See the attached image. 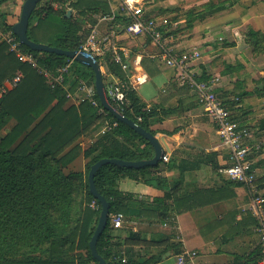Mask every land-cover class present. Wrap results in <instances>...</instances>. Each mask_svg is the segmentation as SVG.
Listing matches in <instances>:
<instances>
[{
	"label": "trees",
	"instance_id": "1",
	"mask_svg": "<svg viewBox=\"0 0 264 264\" xmlns=\"http://www.w3.org/2000/svg\"><path fill=\"white\" fill-rule=\"evenodd\" d=\"M9 1L0 0V6ZM238 2L211 1L200 12L191 10L186 14V27L191 30L196 21L230 10ZM53 3H58L59 8L55 10ZM68 3L69 8L78 11L81 17L111 13L107 3L95 0H46L38 5L31 17L29 38L51 47L78 51L85 39V19L69 17ZM34 18L37 19L35 25L32 24ZM12 28L8 25L7 30L14 34ZM39 33L47 35L46 38H39ZM166 35H175L174 30ZM247 36L256 52L261 51L264 34L250 31ZM23 50L32 51L26 46ZM34 53L40 57V66L51 71L67 62L63 56ZM108 69L115 72L120 80L126 79L125 73L116 65L109 63ZM17 72L23 74L22 82L0 99V132H4L0 137V264H98L92 257L90 241L102 208L90 193V169L102 159L149 160L154 157V149L134 129L119 122L114 131L99 136L84 151L87 160L84 172L69 171V166L81 153L79 145L73 146L74 143L97 125L101 115L89 103L67 107L64 89H52L37 70L21 63L10 52L8 44L1 43L0 85ZM71 76V81L84 79L95 87V73L85 65L75 62ZM73 86L76 87V83ZM129 99L130 108L124 109L123 114L155 135L150 128L154 110L146 108L135 90L129 93ZM107 118L116 120L110 112H107ZM260 127L264 128V121ZM163 164L164 161L156 167L140 170L109 164L96 174V187L110 203L108 225L98 242V252L109 264H148L127 257L126 263L117 260L123 255L111 242V234L115 230L113 218L129 214V207L135 199L134 195L120 191L119 181L124 178L142 180L163 191V196L154 201L160 205L161 214L167 211L168 200L172 193L177 194L189 169L181 165V183L171 189L168 178L162 174ZM224 197L223 190H204L183 195L176 199L174 205L181 213L182 210L212 205ZM261 258L259 250L255 264Z\"/></svg>",
	"mask_w": 264,
	"mask_h": 264
},
{
	"label": "crops",
	"instance_id": "2",
	"mask_svg": "<svg viewBox=\"0 0 264 264\" xmlns=\"http://www.w3.org/2000/svg\"><path fill=\"white\" fill-rule=\"evenodd\" d=\"M24 1L10 0L0 6V44L2 37L10 33L8 25L14 26L19 21ZM95 1L107 3L111 13L117 16L122 14L118 2ZM180 1L186 2L185 7H205L219 0ZM178 2L148 0L146 14L152 17L155 7H175ZM253 3L254 0H239L230 10L196 21L190 35L176 39L178 41L172 39L171 47L179 54L199 51L200 58L191 63L195 76L203 81L219 79L217 92L229 107L232 119L251 131L250 143L260 146L252 159L259 188L264 194V128L260 127L264 121V46L256 52L247 36L250 31L264 34V7H255ZM88 16H100L96 22L99 24L104 15ZM174 22L179 25L183 21ZM85 24L88 21L85 20ZM104 25L109 32L110 24L102 22L101 30ZM118 40L129 52L132 67L137 66L149 77L148 82L135 91L146 108L154 110L150 128L169 158L162 165V174L168 178L171 189L181 183V165L189 170L162 214L154 199L161 198L163 191L142 180L121 179L120 191L134 195L135 199L129 214L119 215L121 224L113 223L111 242L125 257L138 263L179 264L181 255L196 252L194 258L186 256L184 264H255L260 246L255 233L257 220L249 210L251 195L246 187L221 173L229 164V158L215 124L205 114L194 92L181 83L179 72L167 67L158 57L159 49L151 38L120 36ZM103 73L106 86L120 80L108 68ZM70 89L79 96L75 86L70 85ZM69 106L78 107L70 100ZM104 122L105 118L100 116L97 125L76 140L73 146L79 145L81 153L69 166V171H85L87 143L91 145L98 138L97 132ZM204 190H223L225 197L212 205L181 213L176 211L177 198Z\"/></svg>",
	"mask_w": 264,
	"mask_h": 264
},
{
	"label": "built area",
	"instance_id": "3",
	"mask_svg": "<svg viewBox=\"0 0 264 264\" xmlns=\"http://www.w3.org/2000/svg\"><path fill=\"white\" fill-rule=\"evenodd\" d=\"M143 1L145 0H108L109 4L118 2L122 14L119 16L114 13L104 15L99 24L90 27L77 52L83 54L84 57H91L97 61L101 65L102 71L108 68L109 63H112L125 73V80L111 82L106 86L109 101L116 111L123 113L124 109L130 108L129 93L147 83L149 77L146 73L140 71L137 66L132 67L129 52L120 46L118 38L120 36H144L152 39L159 49L158 57L167 67L179 72L181 83L194 92L205 114L215 124L217 133L228 151L229 158V164L221 170V173L232 182L243 185L250 192L252 201L249 210L257 220L255 233L258 236L262 254L258 264H264V194L259 188L258 175L252 159L254 152L259 150L260 146L250 143L252 133L246 126L232 120L229 107L217 92L219 79L203 81L193 73L191 63L200 58V52L193 51L191 54H179L173 50L171 47L172 37L166 34L176 28L178 23L172 22L168 18H148L146 10L141 9ZM69 3L66 5L68 12L72 11L69 8ZM43 6L44 4H42ZM52 6L55 10L59 8L58 3H53ZM102 22L110 24L108 27L109 32L105 34L102 33L100 28ZM2 42L8 44L10 52L21 63L37 70L48 81L52 89L59 87L64 89L68 101H73L78 107L83 103H89L98 110L99 114L105 118V122L97 132L98 137L111 133L119 126L120 121L107 118L108 111L101 105L94 86L88 84L84 79L71 81L75 59L67 58L64 65L59 66L55 71H51L40 66V57L34 51L26 52L23 50V45L16 35L12 33L4 35ZM23 78V74L17 72L14 77L6 79L0 86V99L17 88ZM74 83H76V92L79 93L78 97L70 89V85ZM138 120L141 121L142 119L139 117ZM163 161L168 162L169 158L165 155ZM121 222L122 218L120 216L113 218V223L116 225L121 224ZM121 254L123 256L118 257L117 260L126 263L125 254L123 252ZM196 255V252L181 255L179 264H184L186 256L194 258Z\"/></svg>",
	"mask_w": 264,
	"mask_h": 264
},
{
	"label": "water",
	"instance_id": "4",
	"mask_svg": "<svg viewBox=\"0 0 264 264\" xmlns=\"http://www.w3.org/2000/svg\"><path fill=\"white\" fill-rule=\"evenodd\" d=\"M45 0H25L22 6V12L19 21L13 26L12 31L18 37L20 43L23 46L28 47L30 50L38 53L55 54L63 56L69 59H75L76 62L85 65L93 70L95 73V89L97 91L98 98L103 108L113 114L115 118L134 129L139 135L145 138L154 149V157L149 160L141 161H123L119 159H102L92 165L89 172V187L92 196L101 203V213L99 216L98 225L95 233L90 241V250L92 257L98 264H109L98 252L99 238L105 231L109 221L110 203L103 197L95 184V176L98 171L105 165H115L121 168L140 170L145 167H156L161 163L166 155V151L161 145L159 139L152 132L146 131L141 125L137 124L130 118L126 117L123 113L115 110L108 98L106 85L104 82V76L101 65L91 57H84L83 54L77 51L63 50L56 47H51L44 43H37L29 38V27L31 17L38 5ZM68 16H71V11L68 12Z\"/></svg>",
	"mask_w": 264,
	"mask_h": 264
},
{
	"label": "rangeland",
	"instance_id": "5",
	"mask_svg": "<svg viewBox=\"0 0 264 264\" xmlns=\"http://www.w3.org/2000/svg\"><path fill=\"white\" fill-rule=\"evenodd\" d=\"M179 2L176 4L175 7H167V8H159V7H155L154 10V15L152 16V18H168L169 20H171L172 22H174L175 20L177 21H183L182 23H180L176 28H173L175 35H172V39H174L173 41H178L179 39H183L186 38L188 35H190L191 31L186 27L187 23H186V19L187 16L186 14L191 11L194 10L195 12L200 11L202 8L204 9L205 7H185L183 4L186 2H181L180 0H178ZM220 1V0H219ZM148 0L143 1V3L141 4V9L142 10H146L149 7H145L148 6L149 3H147ZM238 4V3H237ZM236 4V5H237ZM235 5V6H236ZM253 5L255 7H257L258 5L260 7H264V0H254ZM244 7V6H243ZM250 7V6H249ZM72 10V9H71ZM147 11V10H146ZM72 16L74 17V19L78 20V19H85L86 21H88V24H85V29L83 32L84 37L87 36L90 27H92L93 25L96 24V22L98 23V20L100 19V16H88V17H81L80 14L78 13V11H71ZM151 16L148 15V18H150ZM95 20V23H93L92 21ZM174 20V21H173ZM35 23H37V19L34 18L32 21V24L35 25ZM87 26V27H86ZM107 27L104 25V28H102V33L105 34L108 31L106 30ZM47 35L45 34H38L39 38L45 39ZM178 39V40H176ZM82 68V67H80ZM83 69V68H82ZM107 69V68H106ZM3 84V83H2ZM1 86V85H0ZM4 135V132H0V137H2ZM90 144L87 143V146H89Z\"/></svg>",
	"mask_w": 264,
	"mask_h": 264
}]
</instances>
